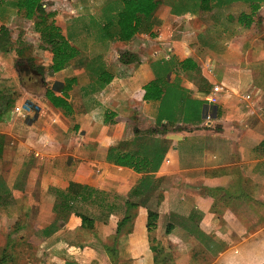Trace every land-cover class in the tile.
Returning <instances> with one entry per match:
<instances>
[{
    "label": "crops",
    "instance_id": "crops-1",
    "mask_svg": "<svg viewBox=\"0 0 264 264\" xmlns=\"http://www.w3.org/2000/svg\"><path fill=\"white\" fill-rule=\"evenodd\" d=\"M3 2L0 26L17 14L7 7L8 0ZM183 14L172 15L185 22L174 37L157 32L164 30L168 20L164 16L158 18L155 28L137 33L129 42L120 41L123 54L134 59L127 63L119 58L111 61L118 74L109 71L112 79L108 84L93 87L96 77L87 87L85 98H90V107L84 113L75 112L79 132L87 138L76 150L81 154L75 157L77 169L56 167L70 160L61 148L66 116L44 96L50 104L49 115L42 143H35L33 148L44 156L36 159L38 153H34L31 168L35 181H23L21 167L11 182H5L0 174V185L9 190L7 201L0 204V231L2 224L34 230L28 240L21 239L20 234L16 238L19 244L27 240V257L31 258L33 249L35 254L43 252L44 264H110L109 260L116 258L123 264H153L146 229L147 211L151 210L158 218L150 236L170 252L171 264H264V88L254 85L258 82L250 71L244 75L254 63L262 64L264 44L259 53L254 47L259 40L250 35L246 47H235L240 34L230 31L229 35L228 27L223 26L219 34L223 35L220 43L224 47L200 46L199 33L191 23L195 12L190 13L191 20ZM236 29L239 33L240 27ZM185 60L190 62L182 67ZM91 75L95 76L93 72ZM155 79L164 83L163 100H145L144 88ZM214 86L222 89L216 103L211 104L205 97ZM189 101L202 102L199 120L188 110ZM28 104L29 109L19 115L34 114ZM101 113H108L106 123L100 121ZM33 121L25 126V132L39 136ZM51 132L62 139L53 140L51 151L43 153ZM0 135L7 141L5 131ZM111 149V160H107ZM117 152L136 154L142 162H149L148 171L138 173L115 165ZM2 153L4 147L0 157ZM47 163L54 167L42 172L41 165ZM146 177L149 182L145 188L132 195ZM72 183L103 193L106 206L90 205L95 214L89 217L86 210H75L83 209L84 204L70 203V211L61 207L62 198L55 190L65 191ZM115 197L138 203L129 211L130 219L118 236L117 256L105 245L109 238L116 243L117 222L124 213L113 207ZM75 211L87 218L90 227L82 225ZM79 231L91 233L79 242L75 235Z\"/></svg>",
    "mask_w": 264,
    "mask_h": 264
},
{
    "label": "rangeland",
    "instance_id": "rangeland-1",
    "mask_svg": "<svg viewBox=\"0 0 264 264\" xmlns=\"http://www.w3.org/2000/svg\"><path fill=\"white\" fill-rule=\"evenodd\" d=\"M157 1H159V7L158 10L155 11L156 16L154 13V26H152L151 29L157 26L155 24L156 21H159L158 18L167 16L168 20L164 25V30L161 31L160 29L157 30V32H160L166 37L176 36L182 31L185 22L184 20L173 18L171 9H176V5L185 3L187 0ZM3 4H5V2L0 0V5ZM43 6L46 12L54 13L51 20L60 28L61 33L71 44L77 48L78 55L72 59L60 73L55 74L49 69L51 64V53L44 48L37 33L33 30V21L26 20L18 14L14 15L12 18L9 17V20H7V18L5 19L4 24L8 30L7 39L9 42V51L5 54L0 52V89L5 94L9 95V101H12L13 104L8 119L3 121L4 126H0V132L5 131V133L8 134L6 135L7 141H2L4 153H2L0 157V174L4 176L5 182H11L20 167V171H24L23 181L29 183L35 181L33 169L31 168L34 165V153H38V158L36 157V159H39L40 156H42L43 159L44 156L40 151H35L33 148L35 147V143L39 145L42 143V136H44L43 131L46 129L45 120L49 115L47 113V104L49 103L46 102L44 97L45 90L51 88L55 82H64L65 79L71 77L76 78V84L69 92L68 97L74 109V114L72 116H64L63 123H65L67 128L62 134L63 147H61L63 152L68 154L65 157H69L70 160L68 162L63 161L57 164L56 167L57 169H63L66 168V166H73L75 169L79 168V165L75 163V157H78L77 155L81 157V154H77L76 150L79 142H85L87 138L83 139L85 133L79 132L80 122H78L75 112H78V114L84 113V109L90 107V98H85V91H87V87L92 84L91 82L95 80L94 78H96L102 70L107 72L110 71L112 74H118L117 68L115 70L110 62L118 58L121 59V56L125 53L119 44L120 41L116 39L115 34H112L115 32V28H108V31H105L103 28L106 24L105 22L112 18V15L120 8L119 0H44ZM7 7L9 6L7 5ZM260 7L256 15H252L249 7L241 3H234L221 9L215 8L212 11L197 10L195 12L196 16L192 18L191 23L195 26V31L199 33L197 38L199 39L200 46H204L206 43L211 47H224L220 43V38L223 35L219 33L223 26H225L228 27L227 33L229 35H231V33L240 34L238 36V42L235 41V45L233 44V46L246 47L245 42L247 40L249 42L251 41L252 38L249 39L251 35V37L258 38V44L254 47H257L260 53L261 44H264V4H261ZM243 14L247 16L241 18ZM183 15H186L191 20L190 13ZM227 15H230V18H228ZM248 19L250 21L249 23ZM161 26L162 25L159 27L161 28ZM171 27H174V29ZM212 27L214 29H212ZM237 27H240L239 33H237ZM149 29L147 30L149 31ZM236 44L238 46H236ZM111 50L115 51L116 54H113ZM125 59L129 60V57ZM87 65L91 72L90 70L88 71ZM253 65L255 66L252 67V69L244 70V75L250 73L251 75L254 74L258 82V84L254 83V85L264 88V58L262 64L254 63ZM92 72L95 75L93 77H91ZM97 85L98 83L94 82L92 86L96 87ZM247 89L250 91L252 90V88ZM21 103L28 109V103H31L30 105L34 114L32 113L27 117L19 115L21 113L15 111V107H18L17 105ZM60 113L63 114L61 111ZM100 115V121H103L108 113H105V115L101 113ZM33 120L37 122V126H33V128L38 127L35 129L36 133L38 134L41 132V135L35 137L34 135H28V131L25 132V126L34 122ZM57 123L59 124V122ZM51 133L52 136H46L49 143L45 142L46 144L44 145L46 146L45 150L48 152L43 150V153H49L51 151L52 147L50 143L53 140L62 139L56 132ZM18 140L26 142V146L20 145L22 142L19 141V143ZM22 157L25 159L22 160ZM44 166L47 168H44ZM48 167H54V165L52 163L42 164V172L48 169ZM106 197L104 195V199L107 201ZM116 203L119 205L120 200L118 199ZM89 207L90 205L86 203L83 205V209L76 208L75 210H86V212H84L85 216H93L95 212L91 208L89 209ZM19 220V224H21L22 218H19ZM33 232L34 230L32 229L23 227L18 228L17 224L12 226L2 224V231H0V261H4H2L1 264H44L43 252L35 254L33 249H30L32 253L30 256L31 258L27 257L29 252L25 253L29 247L27 238L32 236ZM90 233L91 231L77 232L75 235L79 238L76 241L80 242L81 240H86V235ZM15 234L16 236H14ZM19 234L21 239H27L26 243L21 242L19 244L17 242L16 238H19ZM118 240L119 237L116 243H114L113 239L109 238L105 244L109 247H114V250L110 251L112 252L110 253L111 255H118ZM169 249L168 247V250ZM109 262L110 264H123V262H119L117 258L115 260L110 259ZM92 264H99V262L93 261Z\"/></svg>",
    "mask_w": 264,
    "mask_h": 264
},
{
    "label": "trees",
    "instance_id": "trees-1",
    "mask_svg": "<svg viewBox=\"0 0 264 264\" xmlns=\"http://www.w3.org/2000/svg\"><path fill=\"white\" fill-rule=\"evenodd\" d=\"M43 1L44 0H8V6L14 9L18 15H21L26 20L33 21V30L39 35V39L44 45V48L51 53V64L49 69L56 73L63 70L66 65L77 56L78 50L61 33L60 28L55 24V22L51 20L54 13L45 11ZM119 2L120 8L112 15V18L105 22V25L103 24L105 31H108V28H115V32L112 34H115L118 41L129 42L137 33L145 31L153 26L154 13L158 7L159 1L119 0ZM236 2L247 5L251 14L255 15L259 10L260 5L264 3V0H187L185 3L176 5V9L172 8L171 11L175 15L187 12L194 13L197 10L212 11L215 8H225ZM246 16L247 15L243 14L241 18H245ZM249 22L250 21L248 19V23ZM7 37L8 30L3 24L0 26V52L9 51V42ZM126 57H129V60H126ZM133 59V55L123 54L121 56V60L126 63ZM187 62L190 61H182L181 66L183 67ZM111 79L112 74L102 70L99 75H97L96 81L100 87H103L108 84ZM75 84L76 78L71 77L65 79L64 82H55L51 88H47L45 90L44 95L46 99L54 108L62 111L65 116H69L73 112L72 106L68 101V94ZM163 88V81L155 79L145 86L144 99L163 100ZM201 103V101H189L187 103L188 110H192L191 112L193 115L195 113L196 115L194 116H198V120L200 118L198 109L200 108ZM12 106V101H9V95L0 90V122L8 119ZM106 119H108L107 116L104 118L105 123L107 122ZM3 138V135H0V153L2 150ZM112 151L113 149L109 150L107 160H111ZM135 155L136 154L117 152V157L113 163L117 166L131 168L133 171L138 173L147 172L150 166L149 162H142L138 157L136 158ZM148 182L149 177L141 180L139 186L133 190L132 195H139L140 189L145 188V185ZM55 192L58 197L62 198L61 207H65L66 210L71 208L70 203H79L80 205L86 203L89 205L96 204L98 207L106 206L104 205V201L106 200L102 195L103 193L97 192L80 184L72 183L65 191L55 190ZM8 193L9 190L2 183L0 185V204H4L7 201L6 198ZM93 195H95V197H93ZM99 196L103 197L100 198ZM118 199L120 200V204L118 205L115 202L113 207L121 210L123 209L124 213L121 219L117 222L114 241L124 231L125 223L130 219L129 211L138 206L137 202H132L129 199L125 200L122 197H116L115 200L117 201ZM75 214L81 218L83 226L90 227L86 217L77 211H75ZM157 218L158 215L156 212L151 210L147 211L146 229L149 233V249L153 253V264H171L169 260L170 252L167 250L165 251V249L156 242L155 238L150 236V233L156 228ZM166 231L169 232L170 227H167ZM106 248L109 252L114 250V247L106 246ZM2 261H0V264Z\"/></svg>",
    "mask_w": 264,
    "mask_h": 264
},
{
    "label": "built area",
    "instance_id": "built-area-1",
    "mask_svg": "<svg viewBox=\"0 0 264 264\" xmlns=\"http://www.w3.org/2000/svg\"><path fill=\"white\" fill-rule=\"evenodd\" d=\"M221 89L222 88L219 86H214L212 88V92L205 97L206 102L211 103V104L216 103L217 93H219L221 91ZM25 110H28V108L25 107V105H22L20 107H15V111H17L19 113H21L22 111H25Z\"/></svg>",
    "mask_w": 264,
    "mask_h": 264
}]
</instances>
